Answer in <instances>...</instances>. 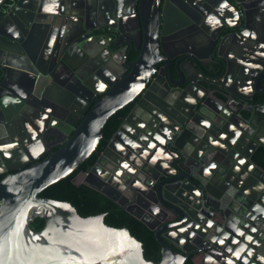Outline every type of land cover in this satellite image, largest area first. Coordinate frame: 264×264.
I'll return each mask as SVG.
<instances>
[{
    "label": "water",
    "instance_id": "water-1",
    "mask_svg": "<svg viewBox=\"0 0 264 264\" xmlns=\"http://www.w3.org/2000/svg\"><path fill=\"white\" fill-rule=\"evenodd\" d=\"M88 1L87 9L96 13L98 22L89 25L87 14H76V36L70 45L74 56L59 53L58 60L79 87L90 96L98 94L93 100L77 90L73 81L58 80L53 72L42 69L43 59L55 41L59 43L72 32L67 28L58 35V21L76 0H0V264H185L192 252L224 248L222 241L232 249L238 247L237 242L228 240L230 234L237 237L232 230L228 232L230 213L255 231L264 232V166L249 158L253 149H264V100L253 101L242 88L253 78L255 85L264 87V0L214 3L213 22L207 17L202 21L186 17L187 11L204 12L198 5L188 6L189 10L175 5L183 19L174 21L166 15L168 0ZM256 12L258 26L253 29ZM195 27L200 32L194 34ZM199 33L211 38L210 53L216 62L212 66L185 47L188 39ZM85 35L88 40L79 42L77 36ZM104 44L110 52L105 59L100 56ZM121 47L125 53L138 52L135 60L127 58L123 62L125 69L120 68L116 56ZM88 59L94 61L93 67ZM100 64L109 67L113 80L96 92L93 82L106 79L93 75ZM212 68L216 76L209 73ZM13 70L19 78L12 79ZM230 76L231 85L225 86ZM217 86L222 88L214 103L208 92ZM255 91L264 94L262 89ZM148 93L156 99H150ZM29 95L45 105L29 103ZM9 101L19 104L27 129L38 126L30 112L44 118L43 128L49 125L65 131L69 127L65 123L73 121L70 138L41 161L29 164L37 155L29 158L27 150L25 163L11 165L2 145L13 139ZM131 102L135 106L87 170L97 172L106 165L104 172L112 173V178L124 173L130 180L135 175L132 185L141 201L160 203L173 219L166 228L178 232L187 243L154 229L155 225L132 205L127 206L99 183L87 184L155 231L162 247L158 262L146 259L142 242L127 227L105 223L104 213L82 216L69 201L39 195L89 159L103 138L108 118ZM173 112L186 117L180 130H174L173 120L178 122L180 118ZM137 113L139 124L133 122ZM165 130L174 132L173 136ZM139 135L154 145L153 151L164 149V139H168L173 173L147 158L148 147ZM114 152L118 157L109 159L107 165L106 155L109 158ZM145 164L157 174L150 173ZM147 173L164 177L152 190L154 196L147 192L151 186L145 180ZM213 212L223 217L217 224L220 237V233L206 235L213 231L203 213ZM37 216L45 221L38 231L31 228ZM221 237V242L214 241ZM231 259L241 263L234 252Z\"/></svg>",
    "mask_w": 264,
    "mask_h": 264
},
{
    "label": "flooded vegetation",
    "instance_id": "flooded-vegetation-1",
    "mask_svg": "<svg viewBox=\"0 0 264 264\" xmlns=\"http://www.w3.org/2000/svg\"><path fill=\"white\" fill-rule=\"evenodd\" d=\"M4 1L6 2L8 0H4ZM73 3L74 4H73L72 9L70 11H67L68 13L64 12L63 16L58 21L59 25H58V30H57V33L60 36L63 35L64 31L67 28L70 29L72 32H69L68 36L64 40L59 41V43H58V40L55 41V43L51 47L52 49L50 51V54L47 56V58L45 57L43 59V64H42L43 71H51L54 73L55 77L58 78V80H69L70 82L73 81L72 77L70 76V71L66 66L63 65V63L61 64L59 62L58 55L59 53L63 54L67 52L68 54V55L66 54L67 56L69 57L74 56V52L72 48L70 47V45L74 43L75 36H76L74 33L75 29H74L73 20L79 17L76 14L80 15L83 13L89 16V25L95 24L96 22H98V19H99L96 13L91 8L89 10L87 9V5L90 3V1L76 0V2H73ZM214 3H221V0H208V3H206L204 0H187V1L186 0H168V3L166 5V8H167L166 15L168 16V18L170 17L174 21L176 20L179 21L183 19V16H180L181 14L175 11L174 9L175 5H182V7H184L187 10H189L188 6L190 5H198L202 9H204V12L187 11L186 17L188 19H191V18L195 19L196 21H202L205 17H207L208 21L213 22L215 21V18H216V14L214 13L213 6H212V4ZM224 7L228 9V5L226 3L224 4ZM262 7H263V14H264V6ZM253 14H256V16L253 17L252 27L253 29H256L258 26L257 25V22H258L257 12ZM198 32H200L199 29L195 27L194 34ZM77 38L79 39V42H85L86 40H88L86 35L81 36V37L77 36ZM210 39L211 38L208 37V35H206L205 33H202V34L199 33L197 35H193L192 38H189L185 44V47L188 49L194 50L196 53H198L201 56V60L203 62L209 63V65L212 66L216 62L213 59V54L210 53L211 51L210 46L212 43ZM106 46H108V41H107ZM121 48L122 49L116 54V56L120 60V64H119L120 68L125 69L123 62H125L127 58H129L130 60H135L138 55V52L136 50H132L130 52L125 53L124 51H122L124 48L123 47ZM67 50L69 51V53ZM134 55L135 57H133ZM100 56L103 59H105L106 57L108 58L110 57V52L107 48H105V44L101 49ZM88 62L90 63L91 67L95 65L94 61H92L91 59H88ZM104 66L105 65H101V64L99 66H96L95 71L93 72V75L96 77V79L97 78L102 79V77L104 78V76L106 77V79L105 80L102 79L100 83L98 81L93 82L94 85L96 83V90H97L96 92L103 91L104 88L107 85H109L110 81L113 80V77L109 75V67L107 65L106 67ZM211 70L212 72H209V73L212 76H216V73L214 72L213 68ZM12 77H13L12 79L19 78L20 74L16 72L15 70H13ZM252 83L254 85H252ZM255 84H256V80L254 78L251 79L250 85H246V87L245 86L242 87L245 89L243 92L246 95L251 94V96H253L252 99L255 102L263 101L264 94L258 93L257 91H255V88L264 90V87L258 84L257 85ZM72 85L77 90H80L81 92L85 93L86 97L90 96L88 91L83 90L81 87H79L76 81H73ZM224 85L225 86L231 85V76L227 78ZM9 86H12L11 82L9 83ZM221 88H222L221 86H217V88L214 87L211 89L210 92H208L209 99L211 102L215 103L217 101L216 96L217 94H219V91H220L218 89H221ZM96 97H98L97 93L93 94V96H90L91 100H93ZM140 97L141 96L135 99V103L139 101ZM148 97L150 99L151 98L156 99L155 95L152 93H148ZM7 99L8 98L6 97L5 101ZM27 100L28 101L30 100L34 104L45 105L43 102H40L38 99L30 95L27 97ZM30 101L29 103H31ZM131 103H132V108H133L135 106V103L134 102H131ZM18 107H19V104L11 103V102L9 103V107H8V118L9 119L8 120L12 122L11 126H13V129H12L13 139L8 140L2 144L4 145L3 146L4 155L6 156L8 160L11 159L12 161L10 163L11 165L25 163L26 160L24 158V154L27 152V150H29L30 154L32 155L31 156L28 153L27 155L29 158L37 155V158L31 161L29 164H33L35 162L41 161L42 159L47 157L52 152L59 149V147L63 145L70 138L71 135L69 133L73 128V125H74L73 121L65 123V125L69 126L67 127L65 131L59 128L49 127V125L43 128L42 126L44 125L42 124V122H44V118H41L40 116L38 117L37 114H34L35 112H30L31 116L36 119V123L38 124V126L36 128L30 127L27 129L24 127L25 124L28 123L27 119L24 117L23 113L20 111V109H18ZM50 107L54 108L52 106ZM28 109L30 108L27 107V110ZM173 113L176 116H179L180 118V121L178 122H175L173 120L174 130L175 131L180 130L183 124L186 122V117L181 116L176 112H173ZM6 117H7L6 115H3V119L6 120L7 119ZM139 117L140 115L137 113L135 117L133 118V122L139 124L140 123L138 121L140 119ZM8 120H6V122H8ZM165 132L168 136H173L174 134V132H172L171 130L170 131L165 130ZM139 137L145 141L148 147V152L146 154L147 158L154 160V161L156 160V162L165 166V169L167 170L168 173H173L174 170L172 169L171 164L174 162V160H173V154L169 152V149L167 147L168 139H164V144H165L164 149L156 148L153 151L154 145L151 144L149 140L146 139L145 136L141 137L139 135ZM115 141L116 143L117 142L119 143L118 139ZM104 149L101 151H97V157L95 161L92 164H90L87 167V169L94 165V163L98 160V157L103 153ZM251 149L253 148L251 147L248 149V153L250 152ZM261 150H264V149L262 147H257L253 149L251 151L249 158L251 160H254L257 164L264 166V163L262 162L259 156V152ZM117 157H118V154L116 152L110 153L109 158H108V155H106V159H107L106 164L109 165L110 163L109 159H113ZM105 166L101 165V167L97 169V172L95 171L92 172L91 171L92 169H90L89 171L87 169L80 170L77 176H75L74 181L79 175L82 174L84 178H83V182H80V183H85V184L87 183L90 184V182L99 183L102 189L108 190L114 196L116 195L117 198L123 201L127 206L132 205L133 210L141 214L151 224L155 225L154 229H162L161 233L163 235L167 234L168 237H173L174 239L176 238L178 241H182L183 238L179 236L178 232H175V231L173 232V230H171L170 228H166L168 227V225L171 224L173 219L171 218V215L168 213V211L160 203H152V202L147 201L146 199H145L146 201H141V199L138 196V193L136 192L134 186L132 185V182L133 181L135 182V175H133V177H131L130 180H127V177L124 173H122L121 175L117 174L118 176L114 175V177L112 178L113 176L111 175L112 173L110 174L109 172L110 175H108L107 173L104 172ZM144 167L150 173L154 175L157 174V172L153 170L149 164H145ZM138 171H139V167H137V172ZM87 172H90V174L87 175ZM150 173H147L148 175L145 176V180L149 182V184L151 185L147 188V192L149 195L154 196V194L152 193V190L153 191L155 190L156 185L164 177L163 176L160 177L159 175H157L158 177L155 178L152 175H150ZM103 176H106L107 179H103L104 178ZM216 202L218 204V201ZM245 202L247 201L245 200ZM221 204L222 203H219V205ZM203 215L205 217V220L208 219L209 229L212 228V231H213L212 233L210 231H207L206 235L208 234L209 236H213L215 233H220L219 234V237H220L222 232H218L219 228L217 224L223 221L222 214L219 212H213L211 215H209L208 213H203ZM208 216H210V218H208ZM228 218H229L228 221L230 223V225L228 226L229 228L228 232L229 230H232L237 236L235 237L230 234L228 235V240L231 239L237 242L238 247H236V249L230 248L227 245V243L222 241L223 237H221V238L214 239V241L215 242L222 241L220 244H223L224 248L210 249L207 252H192L188 254L187 257H190L191 255H194V254H201V262L203 264H205L204 260L208 261L210 264H264V232H260V231L257 232V230L255 231L254 228H252V225L247 224V222H245L242 218H240L238 215L234 213H230L228 215ZM240 225H242L245 228L240 229L239 228ZM182 242L183 244L187 243V241H184V240ZM175 248L181 250L179 246L175 245ZM233 252L237 254L238 259H240L241 263H237V261H234L231 259V253Z\"/></svg>",
    "mask_w": 264,
    "mask_h": 264
},
{
    "label": "trees",
    "instance_id": "trees-1",
    "mask_svg": "<svg viewBox=\"0 0 264 264\" xmlns=\"http://www.w3.org/2000/svg\"><path fill=\"white\" fill-rule=\"evenodd\" d=\"M131 108L132 103H129L111 115L105 123L103 138L100 140L97 150L90 158L65 178L43 189L39 195L69 201L82 216L104 213L105 223L114 227H127L131 234L142 242L146 259L158 262L162 258V247L156 240L153 230L142 220L129 213L125 208L99 190L85 183L78 184L74 181L75 176L80 170H86L95 161L97 151L104 149L107 145V140L117 131L122 124L124 116ZM259 156L264 163V150L259 152ZM44 224V219L37 216L32 221L31 228L38 231L44 227ZM177 250L181 251L179 249ZM185 264H203L201 262V254H194L187 257Z\"/></svg>",
    "mask_w": 264,
    "mask_h": 264
},
{
    "label": "rangeland",
    "instance_id": "rangeland-1",
    "mask_svg": "<svg viewBox=\"0 0 264 264\" xmlns=\"http://www.w3.org/2000/svg\"><path fill=\"white\" fill-rule=\"evenodd\" d=\"M83 175L81 174V175H79L76 179H75V182L76 183H80V182H83Z\"/></svg>",
    "mask_w": 264,
    "mask_h": 264
}]
</instances>
